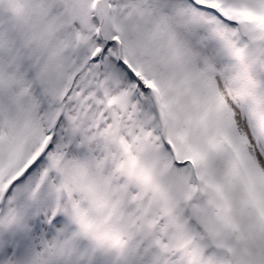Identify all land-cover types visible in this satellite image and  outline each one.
Masks as SVG:
<instances>
[{
    "label": "snow or ice",
    "instance_id": "obj_1",
    "mask_svg": "<svg viewBox=\"0 0 264 264\" xmlns=\"http://www.w3.org/2000/svg\"><path fill=\"white\" fill-rule=\"evenodd\" d=\"M0 264H264V0H0Z\"/></svg>",
    "mask_w": 264,
    "mask_h": 264
}]
</instances>
